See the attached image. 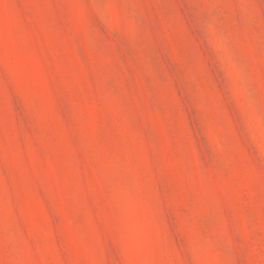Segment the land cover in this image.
<instances>
[{
	"label": "rangeland",
	"instance_id": "rangeland-1",
	"mask_svg": "<svg viewBox=\"0 0 264 264\" xmlns=\"http://www.w3.org/2000/svg\"><path fill=\"white\" fill-rule=\"evenodd\" d=\"M0 264H264V0H0Z\"/></svg>",
	"mask_w": 264,
	"mask_h": 264
}]
</instances>
